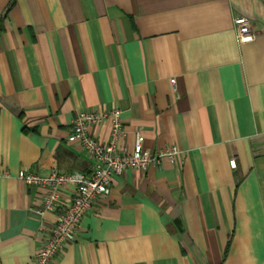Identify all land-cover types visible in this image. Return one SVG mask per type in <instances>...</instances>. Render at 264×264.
I'll list each match as a JSON object with an SVG mask.
<instances>
[{"label":"crops","instance_id":"crops-1","mask_svg":"<svg viewBox=\"0 0 264 264\" xmlns=\"http://www.w3.org/2000/svg\"><path fill=\"white\" fill-rule=\"evenodd\" d=\"M113 106L124 154L180 155L115 176L53 264H264V0H0V264L56 223L18 173L89 174L74 118Z\"/></svg>","mask_w":264,"mask_h":264},{"label":"built area","instance_id":"built-area-1","mask_svg":"<svg viewBox=\"0 0 264 264\" xmlns=\"http://www.w3.org/2000/svg\"><path fill=\"white\" fill-rule=\"evenodd\" d=\"M234 30L237 40L251 41L255 38V31L245 17L235 19ZM170 84L176 91V80L172 79ZM107 120L111 123V132L108 142L103 144L93 137L88 129ZM71 132L68 141L82 146L91 161L89 174H66L54 170L50 176L41 177L28 170H22L17 175V179L28 187L47 189L43 207L38 214L41 217L49 212L56 214L55 227L35 255L36 264H53L67 245L76 242L84 215L99 199L109 194L111 181L115 176L130 168L147 171L149 165H159L162 157L174 162L175 157L180 155L177 146L158 155L146 153L144 138L140 133L136 135L132 153L124 154L120 149V141L125 132L122 129L121 109L117 106L106 112L79 111L74 118ZM229 165L235 169L236 160L232 158ZM63 190L70 194V199L65 204L61 201Z\"/></svg>","mask_w":264,"mask_h":264}]
</instances>
